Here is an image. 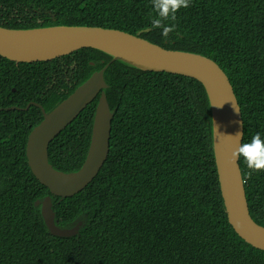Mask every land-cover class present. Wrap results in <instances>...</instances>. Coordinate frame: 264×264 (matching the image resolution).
<instances>
[{
	"label": "trees",
	"instance_id": "1",
	"mask_svg": "<svg viewBox=\"0 0 264 264\" xmlns=\"http://www.w3.org/2000/svg\"><path fill=\"white\" fill-rule=\"evenodd\" d=\"M151 0H0V25H91L142 35L168 48L216 60L235 88L243 143L264 139V0H190L167 38L151 27ZM112 60L84 47L49 61L0 55V264H264L229 222L204 84L114 60L105 71L115 110L111 151L99 174L61 198L32 172L28 135L46 111ZM93 62V63H92ZM15 88V90H13ZM98 97L49 143V162L77 170L86 157ZM240 167L251 217L264 227V171ZM51 196L57 224L82 219L78 234L50 233L35 206Z\"/></svg>",
	"mask_w": 264,
	"mask_h": 264
},
{
	"label": "water",
	"instance_id": "2",
	"mask_svg": "<svg viewBox=\"0 0 264 264\" xmlns=\"http://www.w3.org/2000/svg\"><path fill=\"white\" fill-rule=\"evenodd\" d=\"M150 30L147 28L135 34L91 25L57 24L31 28L0 25V55L16 62L49 61L84 47L96 48L112 56L111 61L93 71L51 110L46 111L38 102H30L26 107H10L27 109L34 104L42 109L43 118L32 128L26 144L32 172L52 194L61 198L82 190L99 174L111 151L115 117L105 92L108 83L104 75L112 61L119 59L143 70L168 71L196 78L204 84L211 103L214 152L229 222L247 244L264 250V227L251 217L240 159H233V152L238 147L235 136L239 133L240 143L244 140V122L229 75L216 60L205 54L168 48L142 35ZM97 96L90 145L83 164L73 171L55 168L49 162V143ZM34 204L41 207L42 217L53 235L73 236L86 224L79 219L71 226H59L50 195L37 199Z\"/></svg>",
	"mask_w": 264,
	"mask_h": 264
},
{
	"label": "clouds",
	"instance_id": "3",
	"mask_svg": "<svg viewBox=\"0 0 264 264\" xmlns=\"http://www.w3.org/2000/svg\"><path fill=\"white\" fill-rule=\"evenodd\" d=\"M156 15L151 19L153 29H161L162 36L167 38L176 29L175 24H166L165 21L176 20L181 8L190 6V0H151ZM238 147L233 152V159L243 158L249 169L247 176L250 179L253 173L264 171V139L259 133L255 134L248 143H240V134L235 136Z\"/></svg>",
	"mask_w": 264,
	"mask_h": 264
}]
</instances>
